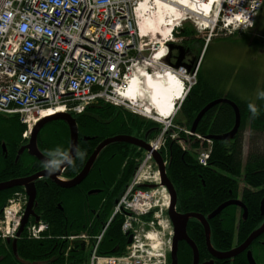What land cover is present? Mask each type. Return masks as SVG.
<instances>
[{
	"label": "trees",
	"instance_id": "obj_1",
	"mask_svg": "<svg viewBox=\"0 0 264 264\" xmlns=\"http://www.w3.org/2000/svg\"><path fill=\"white\" fill-rule=\"evenodd\" d=\"M254 22L256 29L258 17ZM174 34L181 37V42L197 49V62L205 47L206 38L199 35L196 27L189 21L180 30H174ZM242 35L243 40L249 38L248 33L244 32ZM243 40L236 38L234 41L243 43ZM212 43L211 37L198 67L196 83L182 100L174 123L179 128L191 130L193 121L207 104L227 97L241 109L242 123L239 132L233 139H215L210 142L203 140L209 136L225 135L235 126V109L226 102L216 104L199 121L195 133L200 138L180 131L178 139L168 138L165 141L162 153L168 160V177L177 191L176 209L179 212L199 213L208 218L218 206L229 200L241 199L247 206V219L242 216V208L235 205H229L219 215L209 219L214 245L228 249L235 239L239 243L245 241L264 221L261 214V202L264 199V150L250 147L246 158L244 152V133L247 128L253 136L264 137V95H261L264 88L255 101V96H251V91L255 92L252 87L254 81L244 77V89L237 90L235 84L241 77H233L234 73L230 69L225 72L218 70L211 61ZM249 104L255 106L256 114L249 110ZM73 116L79 127L80 141L76 158L64 170L63 177L68 179L76 177L82 171L97 146L108 137L133 135L144 138L152 130L150 140L158 135L162 127L151 119L107 103L95 104L84 113ZM25 128L26 125L18 116L0 113V183L32 176L45 168L44 162L28 152L21 154L16 161L21 146L28 142L23 138ZM70 141V127L66 121L53 119L43 126L38 137V147L51 161L61 163L70 151ZM205 149L210 150L206 166L201 165L198 159L199 152ZM144 153L142 148L132 144L112 143L100 153L90 174L75 188L65 189L49 178L37 180L34 211L50 228L44 233L43 239L30 238L26 228L18 238L15 249L13 244L0 243V264L88 262L90 249L79 242L69 250L70 243L63 236L79 232L100 234L110 221L117 201L131 182ZM92 190L96 192L90 194ZM23 191L24 187H14L0 192V216L13 194ZM123 220L122 213L111 220L100 243V255H123L129 245L128 236L121 229ZM33 222L35 219L31 218L30 223ZM188 228H191V235L199 249L202 253L206 252L205 230L201 222L191 219ZM252 249L255 251V260L264 264V233L255 240ZM178 252L180 260L191 254L184 244L180 245ZM237 261L238 264H248L244 257Z\"/></svg>",
	"mask_w": 264,
	"mask_h": 264
},
{
	"label": "built area",
	"instance_id": "obj_2",
	"mask_svg": "<svg viewBox=\"0 0 264 264\" xmlns=\"http://www.w3.org/2000/svg\"><path fill=\"white\" fill-rule=\"evenodd\" d=\"M143 2L0 0V113L21 119L26 125L24 138L31 135L33 127L43 117L59 112L82 114L88 107L100 103L120 107L162 125L159 135L151 141V152L144 156L100 234L79 232L63 236L70 243L69 250L79 242L90 249V258L85 264H169L168 252L175 235L166 210L171 196L162 184L153 152H162L167 138L177 139L180 131L195 134L174 123L181 103L171 117L157 113L133 91V86L137 75L142 76L141 69L148 75H156L164 68L182 79L187 95L196 82L197 70L191 73L186 66L174 68L169 63L155 72L167 62L166 58L156 59L160 57V50L143 57L140 44L132 53L139 39H144L136 25V13L142 9ZM192 2L197 5L196 14L201 18L196 19L199 29L209 31L210 36L215 30L232 33L252 28L264 4V0ZM209 3L211 16L205 18V6ZM209 153L208 149L200 151L201 165L206 166ZM26 201L25 194L16 192L5 205L0 216V237H16ZM121 213L124 214L121 229L132 237V242L121 256L100 255L105 232L111 220ZM49 228L42 221L32 223L28 225V236L43 239Z\"/></svg>",
	"mask_w": 264,
	"mask_h": 264
},
{
	"label": "water",
	"instance_id": "obj_3",
	"mask_svg": "<svg viewBox=\"0 0 264 264\" xmlns=\"http://www.w3.org/2000/svg\"><path fill=\"white\" fill-rule=\"evenodd\" d=\"M207 47V44L205 45ZM168 47L170 52L173 49H178L179 50V55L176 57L177 61L176 63L172 64L174 68H180V66H186L191 70V63L187 64L184 61V53H183V47L182 45H175L173 43H168ZM205 47V48H206ZM228 103L232 106L233 109H235V126L233 127L230 132H227L225 135H215V136H209L208 138L211 140L219 139V140H226V139H233L239 132V128L241 126L242 120H241V109H239V106L236 102L233 100L224 97V98H219L211 102L210 104L206 105L201 112L198 114V116L195 118L193 121V126L191 128V132H195L196 128L199 124V121L203 118V116L208 112V110L216 104L220 103ZM53 119H59V120H64L68 124V127H70V151L68 155L65 157V159L59 164V166L55 165L53 161L49 157H47L44 153L39 150L38 147V134L41 130V128L47 124L48 122H51ZM28 144H25L21 146L19 150V154L16 158V161L19 160L21 154H23L26 151L31 156L36 157L39 161L44 162L46 167L44 170H41L37 173H34L32 176L28 177H22V178H14L9 181L1 182L0 183V192L4 190H10L14 187H24L26 194L28 195V201L26 203V208L23 214V219L21 221L20 229L17 232V238L14 239L13 246L14 249L16 248L18 238L21 236V234L25 231L26 225L30 222L31 218H34L36 222L40 221V217L36 214L34 211L35 207V202L37 198V187H36V181L44 178H49L52 182H56L58 185H60L63 188H75L77 185L81 184L87 176L90 174L92 171V168L94 164L97 161V157L100 155V153L107 148V145L112 144V143H118V142H123L127 144H132L135 145L139 148H142L148 152H151V146L149 143L144 140V139H138L134 136H127V135H118L114 137H108L106 140L102 141L98 146L97 149L93 152V154L88 158L87 164L85 167L82 169V171L76 175V177L68 179L64 178V170L65 168L71 164L74 159L76 158V155L78 153V146H79V127L77 124V120L75 116H72L70 113L67 112H59L56 114H52V116H46L41 119L33 128V131L31 133V137L29 138ZM153 156L155 157V160L157 162V165L160 169L161 177H162V184L165 185L170 192L171 196V204L169 206L168 210V216L169 219L172 221L173 228L175 231V235L173 238V246L170 251V257H171V262L170 264H179L178 263V244L179 241H188L190 245L193 248L194 252V263L198 264V257H199V252H197V248L193 241H191L189 235H188V224L191 219H198L202 225L204 226V230H206V240L208 242V248L210 251H212L215 256H218L219 258H231L237 254H240L247 250L252 243L258 239L261 235L264 233V221L262 225L253 230L252 233L246 238V240L237 248L231 250V252H226L224 254L218 255L216 251H214L212 247V243L210 240L211 236V229H210V223L209 219L216 217L221 213L225 208H227L229 205H235L237 207H241L243 209V216L246 217L248 213L247 206L244 205L242 200H229V202L223 203L220 206H218V209L212 212L210 215H208V218H206L204 215L199 214V213H192V212H187L186 214L179 212L178 209H176V205L178 202L177 198V191L176 188H174L172 181L167 175V166L166 162L164 159V156L158 151L153 152ZM51 172V173H50ZM148 187L153 188L154 185H148ZM119 201H117L118 203ZM262 206V214L264 215V199L261 202ZM132 242V237L130 236L128 238V243ZM247 260H249L250 264H258L257 261L254 259L252 252L248 251L247 255ZM207 264H215L214 262L210 261V263Z\"/></svg>",
	"mask_w": 264,
	"mask_h": 264
},
{
	"label": "rangeland",
	"instance_id": "obj_4",
	"mask_svg": "<svg viewBox=\"0 0 264 264\" xmlns=\"http://www.w3.org/2000/svg\"><path fill=\"white\" fill-rule=\"evenodd\" d=\"M153 6L154 5H152V7ZM181 10H182V14H184L185 17L188 18L186 22L189 21V23L194 25L199 35L205 37L207 41L210 32L202 31L201 29L199 30L198 25H196L199 23V21L196 20L199 17L197 16L198 14L189 10V8L186 10L181 8ZM169 19L170 17H167L165 23H167ZM200 19L201 18H198V20ZM259 19L260 22L258 23L257 29H254L255 28L254 27L253 29L243 30L242 32L237 31L236 33L235 32L229 33L224 30L221 31L215 30L212 33L213 43L211 44L212 51L210 54L212 56L211 61L215 63L218 70L221 69L222 72L223 71L225 72L228 69H230V71L234 73L233 77L234 76L241 77L239 81L235 84L236 89L238 88L237 90L244 89L243 87L244 77H248L250 81H254L252 87H254L255 92H253L252 90L251 91L252 94L251 93L250 94L252 97L255 96L254 97L255 101H256V97L258 96V93L264 88V14H262V16H260ZM186 22H181L178 26L176 27L174 26L175 31L178 29L180 30L183 24ZM244 32L249 34L248 35L249 38L247 39L245 38L243 40L244 36L242 35V33ZM172 36H173L172 42L174 44H179V42L182 40L181 37L176 36L174 32ZM159 38L162 37H159L158 35L156 36L152 30V32L149 33V35L146 38H144L143 40L139 39V42L136 45L137 49L133 50L132 53H135L141 44L143 49L142 56L150 57L155 53V51L161 50L158 44V41H160ZM236 38L239 40H243L244 42L241 43L234 41ZM169 62L168 63L164 62L160 67H158V69L155 72H158V70L160 71L162 67H167ZM244 141H245V145H244L245 158L249 153L248 151L250 147L264 150V137L256 136V135L253 136L249 128H247V131L244 133Z\"/></svg>",
	"mask_w": 264,
	"mask_h": 264
},
{
	"label": "bare ground",
	"instance_id": "obj_5",
	"mask_svg": "<svg viewBox=\"0 0 264 264\" xmlns=\"http://www.w3.org/2000/svg\"><path fill=\"white\" fill-rule=\"evenodd\" d=\"M190 1L191 0H144L141 4L142 9L136 13L140 35L142 38H146L153 30L156 36L162 37L159 38L160 41H158L161 48L158 55L160 57L156 59L167 57L168 50L167 47H165L167 39L163 36H169L170 30L174 26H177L175 23L178 22L181 17L182 20L185 19V15L182 14L181 8L185 10L189 8V10L195 13L198 12L197 5ZM152 5H155V7H152ZM205 7V18H210L211 14L209 10L211 4H206ZM167 17H170L172 21L169 19L168 22L165 23ZM141 74V77L138 74L134 80L133 91L143 100H146V102H148V107L152 110L157 111V113L162 112L166 116L171 117L177 108V100L181 101L185 96L182 79L175 76L174 72H169V70L164 68L163 71L158 72L156 75H148L145 73V70L141 69Z\"/></svg>",
	"mask_w": 264,
	"mask_h": 264
},
{
	"label": "flooded vegetation",
	"instance_id": "obj_6",
	"mask_svg": "<svg viewBox=\"0 0 264 264\" xmlns=\"http://www.w3.org/2000/svg\"><path fill=\"white\" fill-rule=\"evenodd\" d=\"M264 14V7L260 9V12H259V15H262ZM177 45H182L183 47V53H184V60L185 61H190V60H195L197 59V49L192 46V45H187L183 42H179V44ZM179 54V51L178 49H173L172 52H171V56L172 57H176L177 55ZM205 55V54H204ZM204 55L202 54V56L204 57ZM43 128V127H42ZM42 128L40 130V132L42 131ZM39 132V134H40ZM152 130H150L146 136L144 138H141V139H144L146 140L149 144L151 142L152 139L149 140V137H150V134H151ZM39 134H38V137H39ZM129 136V135H127ZM133 136V135H131ZM136 137V136H134ZM80 138V136H79ZM138 138V137H136ZM138 138V139H140ZM28 142L30 141L29 139H26ZM38 140V138H37ZM80 141V140H79ZM28 142L26 144H28ZM127 144V143H126ZM130 144V143H129ZM25 145V144H24ZM135 146V145H134ZM144 150V149H143ZM145 151V150H144ZM25 152H28L25 150ZM144 158V157H143ZM143 158L141 159V161L138 163L137 167H136V170L134 171L133 175L135 174V172L138 170V167L141 165L142 161H143ZM168 165V163H167ZM46 167V165H45ZM167 170H168V166H167ZM132 175V177H133ZM168 175V174H167ZM132 177H131V181H132ZM170 178V177H169ZM131 184V182L125 187L124 189V192L121 194V196L126 192V189L127 187ZM175 188V187H174ZM96 191L95 190H92L90 192V194H94ZM243 210V209H242ZM261 214H262V206H261ZM242 216H243V213H242ZM247 216H248V213H247ZM244 217L245 219H247L248 217ZM264 216V215H263ZM213 219V218H211ZM202 224V223H201ZM189 225V224H188ZM203 226V225H202ZM203 229H204V226H203ZM210 229H211V226H210ZM187 230H188V235L191 239V241H193V243L195 244L196 248H197V252H199V257H198V264H207V263H210V261L214 262L215 264H238V259L241 257H244L246 260H247V255H248V251H251L252 252V255L255 259V251L254 249H252V245L247 248V250H245L244 252L240 253V254H237L231 258H219L218 256H215V254L210 251V249L208 248V242L206 240V252L202 253V251L199 249V246L197 244V242L194 240L193 236L191 235V228H188L187 227ZM236 234H237V230H236ZM211 235H212V229H211ZM205 237H206V230H205ZM210 240H211V236H210ZM14 242V239L12 238H8V237H0V243H6L7 245H10V244H13ZM244 241H242L241 243L238 242V239H235L234 242L231 244V247L228 248V249H224V248H218L217 246L214 245L213 241L211 240V243H212V247L214 249V251H216V253H218V255L220 254H224L226 252H231V250L239 247ZM181 244H184L185 247L189 248L191 254H189L188 256H186L185 258H183L182 260H180L179 258V252H178V263L179 264H195L194 263V252H193V248L192 246L190 245V243L188 241H179V244H178V251H179V248H180V245ZM0 258H1V255H0ZM1 261V260H0ZM248 261V264H250L249 260ZM257 261V260H256ZM258 263V262H257ZM259 264V263H258Z\"/></svg>",
	"mask_w": 264,
	"mask_h": 264
},
{
	"label": "clouds",
	"instance_id": "obj_7",
	"mask_svg": "<svg viewBox=\"0 0 264 264\" xmlns=\"http://www.w3.org/2000/svg\"><path fill=\"white\" fill-rule=\"evenodd\" d=\"M261 95H264V93H262ZM248 107H249V110H250L253 114H256V113H257V110H256V108H255L254 105L249 104ZM53 163L56 164L57 166H59V163H60V162H59V161H54ZM50 173H51V172H50Z\"/></svg>",
	"mask_w": 264,
	"mask_h": 264
},
{
	"label": "crops",
	"instance_id": "obj_8",
	"mask_svg": "<svg viewBox=\"0 0 264 264\" xmlns=\"http://www.w3.org/2000/svg\"><path fill=\"white\" fill-rule=\"evenodd\" d=\"M260 16H262V15H258V22H260V19H259V18H260ZM256 29H257V28H256Z\"/></svg>",
	"mask_w": 264,
	"mask_h": 264
}]
</instances>
